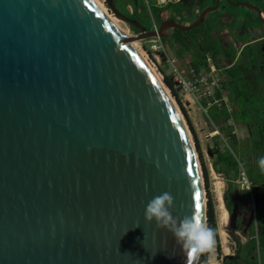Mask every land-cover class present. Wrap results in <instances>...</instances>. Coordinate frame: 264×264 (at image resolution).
<instances>
[{
    "label": "water",
    "instance_id": "obj_1",
    "mask_svg": "<svg viewBox=\"0 0 264 264\" xmlns=\"http://www.w3.org/2000/svg\"><path fill=\"white\" fill-rule=\"evenodd\" d=\"M105 2L139 30L133 41L189 31L218 5L148 30ZM172 99L94 0H0V264H185L173 234L144 219L165 191L174 217L207 219Z\"/></svg>",
    "mask_w": 264,
    "mask_h": 264
},
{
    "label": "flooded vegetation",
    "instance_id": "obj_2",
    "mask_svg": "<svg viewBox=\"0 0 264 264\" xmlns=\"http://www.w3.org/2000/svg\"><path fill=\"white\" fill-rule=\"evenodd\" d=\"M205 0H189L185 10L177 17L169 14V9H165L163 20L174 18L183 25H190L197 19L200 11L205 8ZM229 4L227 0H218L215 9L210 10L205 19L206 30L201 40L208 43L207 59L219 67L226 80L230 77V72L235 69H243L244 79L252 83L254 87L264 89V0H232ZM245 2L249 5H236ZM192 3V4H191ZM217 0H209L206 6H214ZM180 4V0L175 1ZM191 5V8L188 6ZM166 6H170V3ZM234 6L235 9L230 8ZM197 7L199 12L193 21H184L185 13ZM171 9V7H170ZM177 28H175L176 30ZM179 30V29H178ZM172 32V31H171ZM171 34V33H170ZM182 38V36H181ZM187 35H183L188 45L187 51L197 55L194 45L199 42L188 40ZM197 42V43H196ZM246 69V70H245ZM250 188V189H249ZM249 188L237 186V189L227 192L228 201L232 202V208L228 211V218L232 216L235 205H237V230L232 231L235 242L234 253L224 254L216 264H256L257 239L260 231L257 230V221H264V182H251ZM229 226V224H228ZM236 233L239 235L236 236ZM243 239H242V238Z\"/></svg>",
    "mask_w": 264,
    "mask_h": 264
},
{
    "label": "trees",
    "instance_id": "obj_3",
    "mask_svg": "<svg viewBox=\"0 0 264 264\" xmlns=\"http://www.w3.org/2000/svg\"><path fill=\"white\" fill-rule=\"evenodd\" d=\"M113 1L122 14L139 21L142 25L146 26L148 30H151L150 28H153L148 5L145 0ZM194 1L195 0H192V3ZM188 3L189 0H180L181 6L179 8L183 7L181 10H179L180 13L185 10L184 8H186V5ZM172 4L173 1L170 3V5ZM128 5H132L133 12L128 10ZM188 7L191 8V5H189ZM143 10H146L147 15H141ZM161 12L162 10H158L157 12L156 20L158 24L160 23V20L162 18L160 16ZM130 26L132 27L133 31L139 32V30L135 26H133L132 24H130ZM176 31L179 32L178 34H181L180 30L177 29ZM163 40L164 39H162V41ZM202 42L205 43V40L203 39ZM148 51L150 52V49ZM194 51L197 52V57L200 56V59L202 57V61L206 63V56L208 53L206 45L198 43L197 46L194 47ZM160 71L164 75V82L166 86L170 89V91H172L174 98L177 100L194 134L196 148L201 160L203 178L205 183V192L207 197L206 222L207 225L213 229L215 234V243H217L218 230L216 223V205L214 196L212 194L210 170L204 161V156L201 151V146L195 133V129L188 118L186 109L184 108L179 87H176V83L172 79V76L166 72V69L164 70L163 68H161ZM244 72L245 71L243 69H235L230 72V77L227 80H223L228 99L230 102H232L233 112H230L225 104H222V106L220 107L214 106L211 108L212 115L210 118L215 127L220 131L221 136L227 134L232 137H236V134H234L235 126L228 125V122L230 120H233L237 125L245 126L249 130V137L247 138L246 143H243L245 147L243 152L241 153L242 158H239L236 155L235 151H228L223 153L219 150L218 147L216 149H210V153L214 158L213 168L215 172L225 176L228 184V190H234L235 188L237 189L238 185L235 182L239 173L240 165H244V162L247 160L248 156H253L255 158V162L252 163L251 166L256 167L253 169L254 172L250 171V173H248L250 180L253 182H264V169H262L259 164V159L261 157H264V89L260 90L259 87H254L252 83H249L248 80L244 79ZM216 97L221 98L222 94L218 93ZM224 201L226 204V208L230 210L233 204L232 202L228 201L227 193H225L224 195ZM209 254L210 253L200 254L198 264L207 263Z\"/></svg>",
    "mask_w": 264,
    "mask_h": 264
},
{
    "label": "rangeland",
    "instance_id": "obj_4",
    "mask_svg": "<svg viewBox=\"0 0 264 264\" xmlns=\"http://www.w3.org/2000/svg\"><path fill=\"white\" fill-rule=\"evenodd\" d=\"M102 1L108 7L105 0H102ZM149 3H150V6L154 12L155 18H157L158 10H162V12H161V14H162L165 11V9H169V10H167V11H169V14H172V16L177 17L179 20H181L178 15H180L179 10H181L183 7L179 8L181 6L180 4L176 5L173 3L170 6H165L163 4H160L158 2V0H149ZM232 3H234V2L232 0H230L229 4H232ZM208 4H209V0H205L203 3V5L205 7ZM170 7H171V9H170ZM230 8L235 9L234 6H230ZM198 12H199V10L197 9V7H195L194 9H192V11L190 10L187 13H185V17L183 18V20L185 22L186 21L188 22L190 20L193 21L194 17L197 15ZM141 15H143V16L147 15L146 10H143ZM120 25L128 34H130L132 36V38H133V35L138 33L136 31H133L130 24H128L122 20H120ZM158 25L160 26V23ZM150 29H152V28H150ZM176 30H175V28L168 29L167 32L171 33V35L169 36L168 39H164L163 41L161 40L164 51L162 48H159V50L154 49L153 44L151 43L152 39H148V40H144V41H134V42H137L140 52L145 56V58L148 60L150 65L157 72L162 83L167 88L171 97L173 98V101H174L175 105L177 106V109L180 112L182 118L184 119L186 127L189 130L190 135H191L192 144L194 147V151L196 153L199 168L201 170L200 172H202V178H203L201 160L199 158V154H198V151L196 148L194 134H193V132L189 126V123L186 120V117H185L182 109L180 108L177 100L174 98L172 91H170V89L166 86V84L164 82V75L161 73L160 70H161V68H163L164 70L166 69V72L171 75L173 70H174V67H175L180 72H183L185 79H188V80H190L192 78V76L189 73V71L191 69H194L197 72L205 71L207 66H206L205 62L202 61V57L200 59V56L197 57V55L194 56L193 53L188 52L187 50L189 48H191V45H188L184 40H182V38H183V35L184 36L187 35L189 38L188 40H190L192 42H195V40H197L200 44H202V45L205 44L207 49H208V43L206 41L204 43L201 40L203 34L205 33L206 26H205V22H203L202 24L199 25V27L198 26H197V28L195 27V29L193 28L189 31L180 30L181 34H178L179 32ZM176 36H177V38H176ZM181 36H182V38H181ZM132 38H131V40L133 41ZM194 44L195 43H192L193 46H197ZM149 49H150V52L148 51ZM171 62H173V64ZM220 76L223 79H225L227 75L223 74L221 72ZM180 95H181V92H180ZM181 98H182V102L185 103V98L182 95H181ZM230 107H233L232 102H230ZM184 108L187 111L186 106H184ZM197 110H198L200 119L205 124L204 126L206 128H208L207 127V122H208L209 128H210V130L208 132L205 131V133L202 134L201 140H203L204 143H200V142L199 143L201 146V151H202L203 156H204V161L210 170L211 183H212L211 188H212V194H213L214 199H215V205H216L215 208H216V216H217L216 223H217V230H218V242L215 243L214 251L209 254L208 260H207L208 262L205 264H216L220 260L219 258H221L224 254L234 253L235 242L233 239L232 230H230V228L228 227V218H227V214H226V209L224 208L225 205L223 207L222 202L220 205V203L217 199V195H216L217 186H222V184L221 185H215L217 182L223 183V185L225 187L224 194L229 192L228 184H227L225 176L219 175L217 172H215L217 175V178L215 179V177L212 173V170H211V166H212L211 164H213V161L209 159L210 157L208 155V150L206 148L207 143L205 141L208 140V138H210V140H208V141L210 144H212V148L216 149L218 147L219 150L223 153L228 152V151H230V152L235 151L236 155L239 158H242L241 153L243 152L244 147H245L243 143H246L247 138L249 137V130L243 125H237L236 124L235 130H234L236 137H232V136L227 135V134H225L224 136L220 135V137H219V135H217V136H213V135L211 136L210 135V137H208V135L211 134L212 130H215V125L213 124V122L210 119V117L212 115V111H211V109H208L207 113H205L198 106H197ZM210 161H212V162H210ZM254 162H255V158L253 156H248L247 160L244 162V165L243 166L240 165L239 173H238V176H237V179L235 182V183H237V185H240V178H239L240 175L239 174L241 172V168H243L247 172V174L250 173V171L254 172L253 169L256 167L251 166V164ZM203 182H204V178H203ZM203 185H204V191H205V183ZM206 199H207V197H206ZM219 199H220V201H222L221 196L219 197ZM206 205H207V203H206ZM256 224H258L257 230H259L260 226H261L260 232L257 233V235L259 234V236H260V240H259V238L257 239V243H259V244H258V247L256 250V264H264V228H262L263 224L261 221H257ZM220 231H223V232L220 233ZM238 235L239 234L236 233V236H238Z\"/></svg>",
    "mask_w": 264,
    "mask_h": 264
},
{
    "label": "clouds",
    "instance_id": "obj_5",
    "mask_svg": "<svg viewBox=\"0 0 264 264\" xmlns=\"http://www.w3.org/2000/svg\"><path fill=\"white\" fill-rule=\"evenodd\" d=\"M259 164L264 169V157L259 159ZM173 208L174 197L170 192L165 191L148 202L144 219L148 223L155 221L158 229L171 232L185 254V264H194L200 254L214 251V231L198 215H185L182 219L174 217Z\"/></svg>",
    "mask_w": 264,
    "mask_h": 264
},
{
    "label": "built area",
    "instance_id": "obj_6",
    "mask_svg": "<svg viewBox=\"0 0 264 264\" xmlns=\"http://www.w3.org/2000/svg\"><path fill=\"white\" fill-rule=\"evenodd\" d=\"M148 8L151 11V6L149 0H145ZM174 1V0H168ZM167 0H158L160 4H166ZM128 9L133 11L131 5H128ZM156 26V25H155ZM157 28V27H156ZM151 43L153 44V48L159 50V48H163L162 41L160 39H152ZM173 64V62H171ZM192 78L190 80L185 79L183 72H180L177 68L174 67V70L171 74L172 79L176 83V87H179L181 95L188 100L191 104L198 106L207 113V110L213 106H222L225 104L230 112H232V108H230V104L228 99L225 97L223 89V79L219 74L217 68L212 65V62L209 60V69L197 72L194 69L189 71ZM218 93L222 94L221 98H217L216 95ZM225 95V96H224ZM206 101V104H204ZM232 122H229V125H232ZM218 135L220 133L216 131ZM214 136V133L210 134ZM240 184L242 187L249 188L251 185L250 178L247 172L241 168L240 172ZM206 194V193H205ZM207 200V199H206Z\"/></svg>",
    "mask_w": 264,
    "mask_h": 264
},
{
    "label": "crops",
    "instance_id": "obj_7",
    "mask_svg": "<svg viewBox=\"0 0 264 264\" xmlns=\"http://www.w3.org/2000/svg\"><path fill=\"white\" fill-rule=\"evenodd\" d=\"M168 1V0H167ZM175 1H177V0H174L173 1V3H175ZM172 1H168L166 4H164L165 6L167 5V4H169V3H171ZM132 6V5H131ZM127 8H128V6H127ZM133 8V7H132ZM128 10H130V9H128ZM133 12V11H132ZM149 13H150V16H151V20H152V23H153V28L152 29H154V28H158L159 27V25H158V23H157V20H156V18H155V16H154V13H153V10L151 9V11H150V9H149ZM160 16L162 17L161 18V20H160V24H161V22L163 21V16H164V12L161 14L160 13ZM156 25V26H155ZM212 62V61H211ZM206 66H207V68H206V70L207 69H209V59H207V57H206ZM212 65L215 67V68H217V70L219 71V74H221V70H219V67H217L216 65H214L213 63H212ZM226 79V78H225ZM224 80V79H223ZM223 89H224V94H226V98L228 99V95H227V91H226V89H225V87H224V84H223ZM228 101H229V99H228ZM184 104V106H186V108H187V115H188V118H189V120H190V122H191V124L193 125V127H194V129H195V132H196V135H197V137H198V140H199V142L200 143H204V141L203 140H201V137H202V134H204L205 133V131L206 132H208L209 130H210V128H209V123L207 122V127L208 128H206L204 125V123L202 122V120L200 119V117H199V113H198V110H197V106H195V105H193V104H191L188 100H186L185 99V103H183ZM204 104H206V101H204ZM228 104H230V102L228 103ZM214 107V106H213ZM212 108V107H211ZM211 108H209V109H211ZM230 108H232V110H233V107H230ZM233 112V111H232ZM211 119V118H210ZM212 121V120H211ZM229 122H232L233 124L232 125H229ZM228 122V125L229 126H235L236 124L234 123V121L233 120H230ZM216 131H218L219 133H220V131L215 127V130H212V132L211 133H214V136H217L218 134L217 133H215ZM207 134V133H206ZM205 134V135H206ZM235 134V133H234ZM221 135V134H220ZM219 135V136H220ZM208 137H210V134L208 135ZM208 140H210V138H208ZM208 140H206L205 142L207 143V150H208V155H209V159L210 160H212L213 162H214V158L212 157V155H211V153H210V149L212 148V144H210L209 143V141ZM216 143V142H215ZM213 149V148H212ZM212 161H210V162H212ZM212 165V166H211ZM210 166H211V170H212V173H213V175H214V177H215V179L217 178V175H216V173H215V170H214V168H213V164H211ZM219 175H222V174H219ZM251 181V180H250ZM252 182V181H251ZM222 184V186H217V190H216V195H217V199H218V201H219V203H220V205H221V202H222V206L224 207V205H225V209H226V214H227V218H228V211H227V208H226V204H225V201H224V189H225V187H224V185H223V183L222 182H217L215 185H221ZM241 185V184H240ZM220 194V195H219ZM221 196V198H222V201H220V199H219V197ZM261 221V220H260ZM262 222V224H263V226H262V228H264V221H261ZM228 224H229V218H228ZM260 225V224H259ZM257 226H258V224H257ZM229 227V226H228ZM238 229V228H237ZM230 230H232V229H230ZM261 230V226H260V229H259V231ZM233 231V230H232ZM236 231V230H235ZM221 232H223V231H220V233ZM208 262V261H207Z\"/></svg>",
    "mask_w": 264,
    "mask_h": 264
},
{
    "label": "bare ground",
    "instance_id": "obj_8",
    "mask_svg": "<svg viewBox=\"0 0 264 264\" xmlns=\"http://www.w3.org/2000/svg\"><path fill=\"white\" fill-rule=\"evenodd\" d=\"M102 9H104L109 15L110 17L115 21V24L118 26V28L123 32V34L126 36V38L128 39V41H130L133 46L138 50V52L141 54V56L143 57V59L145 60V62L147 63V65L149 66V68L151 69V71L153 72V74L156 76V78L158 79V81L160 82V84L162 85V87L164 88V90L166 91L167 94L170 95L169 91L167 90V88L164 86V84L162 83L160 77L158 76L157 72L155 71V69L150 65V63L148 62V60L145 58V56L140 52L139 48H138V44L137 42H134L131 40L132 36L130 34H128L120 25V20L117 18V16H115L110 10L109 8L104 4V2L102 0H94ZM173 100V99H172ZM174 103V101H172ZM174 106L177 110V112L179 113L178 109H177V106L175 105L174 103ZM180 114V113H179ZM180 118L182 119L185 127H186V124H185V121L184 119L182 118L181 114H180ZM187 129V127H186ZM188 133H189V136H190V140H191V135H190V132L189 130L187 129ZM191 143H192V140H191ZM193 146V144H192ZM204 202H205V199H204Z\"/></svg>",
    "mask_w": 264,
    "mask_h": 264
},
{
    "label": "snow or ice",
    "instance_id": "obj_9",
    "mask_svg": "<svg viewBox=\"0 0 264 264\" xmlns=\"http://www.w3.org/2000/svg\"><path fill=\"white\" fill-rule=\"evenodd\" d=\"M188 171H189L190 174L192 173V166H191V164H190V166L188 168ZM195 199L197 201L196 207H197V209H199L200 208V200H201V193L199 191H197L195 193ZM197 215L199 216V213H197Z\"/></svg>",
    "mask_w": 264,
    "mask_h": 264
}]
</instances>
